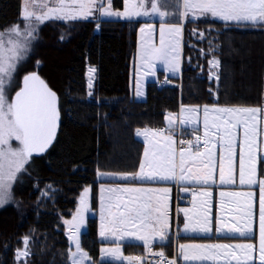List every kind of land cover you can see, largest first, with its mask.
Wrapping results in <instances>:
<instances>
[{"label": "trees", "instance_id": "trees-1", "mask_svg": "<svg viewBox=\"0 0 264 264\" xmlns=\"http://www.w3.org/2000/svg\"><path fill=\"white\" fill-rule=\"evenodd\" d=\"M122 6V0H112L113 9ZM20 11V0H0V30L15 22ZM140 23L90 18L52 21L39 28L11 92L25 74L36 71L58 96L60 123L47 152L31 157L29 172L15 189L18 208L0 211V264H14L26 236V264H69L61 220L71 216L83 186L95 191L100 182L124 183L121 176L138 170L144 144L135 137L137 129L164 127L180 104H264V27L207 16L183 24L180 77L159 84V74L158 81L147 83L145 100H135L132 69ZM214 58L217 69L210 64ZM87 65L96 70L91 88ZM103 173L121 176L103 179ZM81 245L94 264H113L100 262L95 218L88 219ZM123 246L126 255L143 253L140 245Z\"/></svg>", "mask_w": 264, "mask_h": 264}, {"label": "snow or ice", "instance_id": "snow-or-ice-1", "mask_svg": "<svg viewBox=\"0 0 264 264\" xmlns=\"http://www.w3.org/2000/svg\"><path fill=\"white\" fill-rule=\"evenodd\" d=\"M172 0H148L151 12L146 8L145 0H126V8L123 12L112 10V0H23L22 19L26 22L24 29L14 25L10 29L0 31V204L11 196V187L16 176L25 171V165L29 163L33 154L44 152L53 141L57 121L59 119L58 97L49 88L47 83L35 73L27 74L22 78V87L15 93L14 99L9 102L6 96V87L12 83L13 75L17 71L19 63L26 58L31 49V44L36 40L39 25L47 20H77L87 19L93 15V10L99 11L102 17H133L157 15L166 18L169 13L161 10ZM31 3L34 10L29 9ZM106 5V6H105ZM174 6L180 11L182 18L190 14L193 19L200 16H211L223 21L237 24L264 27V0H175ZM153 26L146 24L140 29L141 34H148V41L142 44L140 59L142 67L151 75H155V61L164 64L169 72H178L180 64L179 46L182 27H160V41L157 47L151 42ZM166 34L169 39H166ZM7 36V39L5 37ZM63 39V37H61ZM213 69L219 67V61H210ZM95 69H89V75ZM218 79V76L215 77ZM91 88V79L89 80ZM139 95V92H137ZM198 107L182 108L180 117L172 113L168 114V134L163 130L144 129L137 130L136 135L148 140L149 149L144 152V161L140 165V172L132 179L161 180L178 179L179 181H196L207 184L213 179V170L216 168V159L213 152L216 143L221 144L224 156L220 160L221 184H233L234 157L236 154V141L238 130L242 128V147L239 158V183L241 185H254L256 177V154L258 150V118L264 114V109L256 107H213L205 105L203 112L204 146L207 151L192 152L193 141H188V147L177 153L173 140L174 121L180 119L182 125L199 124ZM210 113L212 114L210 116ZM159 138V139H156ZM18 142L13 147L12 141ZM200 137H196L198 143ZM177 156L179 159L177 160ZM190 162L203 165V169L193 172ZM151 172L145 173V168ZM227 169V177L225 176ZM179 170V176H177ZM121 179H129L122 176ZM260 183L259 198V264H264V180ZM88 191L85 190L81 197V207L71 220L64 223L69 227L70 240L74 249H69L70 264H94L88 253L81 248L78 231L84 222L83 213L87 209ZM102 191H105L102 189ZM109 193H119L110 196L106 204H102L100 236L103 239H116L123 241L126 238H134L141 241L151 249V245L157 240L163 243L167 240L169 230V214L167 195L168 189H162L159 196H152V190L143 188H110ZM202 195H210L203 193ZM225 193H221L224 196ZM231 196L244 195L229 193ZM245 206L240 209V215L234 217L235 223H226L221 220L218 231L220 233L239 234L246 236L252 231V193H247ZM186 222L185 232L211 231L210 222L207 219V211L199 218L194 219L184 210ZM241 219L245 222L241 223ZM73 227L77 231H73ZM23 250H18L17 258L26 264L29 255V237L22 240ZM231 249V251H228ZM253 244L236 245H195L182 244L178 246V253L185 261L215 259L207 255L216 250V255L226 253L227 264H254ZM101 251L106 257L121 258V249L104 248ZM239 253V254H237ZM157 255L163 256V253ZM132 264H141V258H124ZM167 264H176L175 260L167 261Z\"/></svg>", "mask_w": 264, "mask_h": 264}, {"label": "crops", "instance_id": "crops-1", "mask_svg": "<svg viewBox=\"0 0 264 264\" xmlns=\"http://www.w3.org/2000/svg\"><path fill=\"white\" fill-rule=\"evenodd\" d=\"M126 3L122 0V9L119 11L125 10ZM171 3H175V0H172ZM147 10H151L150 4L148 0H145ZM161 10L167 11V8L162 4L160 5ZM177 14L171 19L168 20L166 18L142 16V18L135 19H126L121 18L120 20H140L141 23L138 26L136 32V48L134 52L133 58V69H132V92L133 97L137 101H143L146 98V85L150 81H158L159 74L162 75L164 80H169L170 78H179L181 73V63H182V39H183V24L186 20H196L202 16H198L193 19L192 16L190 18H182L180 16V11L182 9H177ZM211 19L221 21V22H230L223 21L219 18H213L210 15L207 16ZM234 23V22H230ZM146 24H150L153 26L154 31L151 35V42L159 46L160 41V27L162 25L167 26H180L182 27V32L180 34V46H179V56H180V64L178 72H169L164 64L160 61H155V75L149 74L143 67L142 61L140 59L141 47L142 44H145L148 41V34H141L140 29L144 28ZM170 37L166 34V39ZM139 92V95H137ZM188 104H180L178 111L174 114L177 117H180L182 108H191L186 106ZM196 106V105H194ZM205 105L200 106L203 108ZM209 108L213 107H221L219 105H207ZM236 107V106H231ZM212 114L210 113V116ZM203 113L201 112V117ZM165 123V126L159 129L152 130H163L165 131V135L168 134V117ZM143 129H137L143 131ZM149 129V128H148ZM137 130L135 131V137L141 140L144 144L141 163L144 161V152L146 149L150 148L148 140L142 136H137ZM174 132L173 140L176 142L174 147L176 148L177 153L181 151V149H186L188 144L182 146L178 145V136L182 134L181 137H186L189 140L194 142V146L192 148V152L195 153L197 151L205 152L207 148L204 146V128L203 122L193 125L191 123L182 125L180 123V119H176L174 121ZM199 136L200 140L197 143L196 137ZM159 139V138H156ZM221 144L216 143L215 148H213V152L215 154L216 159V168L213 170V179L209 181L207 184L198 183L196 181L188 182V181H179L178 179H168L161 180L159 178H155L152 180H141V179H132L131 177L136 176L140 172V166L138 170L134 174L123 175L128 176L129 179H123L124 183H116L122 186H127L129 188H143L152 190L151 194L155 198L160 195L162 189H168L167 195V203H168V214H169V230L167 233V240L163 243L158 241H154L151 245V249L144 245L143 242L135 240L130 241L128 243H133L142 246L143 253L141 255H126L124 252L121 254L120 259H107L100 260L103 263H113V264H129V261L124 258H141V264H158V262L154 261L152 258L159 259H167L175 260L176 264H227L228 256L226 253L216 255V250H212L207 253L209 256H214L215 259H205V260H195V261H185L181 255L178 253V246L182 244H195V245H236V244H253L255 241L252 239L251 235L248 236H240L239 234H229V233H220L218 231L221 220H224L226 223H235L234 217L240 215V210L237 211V208L233 201H235L234 197H230L229 193H234V191H238V189L249 188V186L245 185L234 186L232 184H221L219 176H220V153H221ZM179 157L177 156V160ZM194 173L198 171V169H203V165H200L198 162L196 164L190 165ZM145 173L151 172V169L145 168ZM206 172V169H203ZM258 172L256 171V180ZM177 176H179V170H177ZM226 176V173H225ZM237 181H239V172L236 175ZM238 185V184H236ZM203 193H210V195H202ZM221 193H225L224 196H221ZM184 210H187L189 215H192L194 219L199 218L205 211H207V219L210 222L211 231L208 233L202 232H185L184 231V223L186 222V217L184 215ZM245 222L244 219H241V223ZM251 234V232H250ZM155 245H161L159 247H154ZM167 245V246H166ZM228 251H231L229 249ZM158 253H163V256L157 255ZM239 254V253H237ZM148 257L150 261L148 262ZM257 248L254 250V264H257ZM132 264H136L133 259ZM232 264H236L235 260L232 261Z\"/></svg>", "mask_w": 264, "mask_h": 264}, {"label": "rangeland", "instance_id": "rangeland-1", "mask_svg": "<svg viewBox=\"0 0 264 264\" xmlns=\"http://www.w3.org/2000/svg\"><path fill=\"white\" fill-rule=\"evenodd\" d=\"M124 1L126 2V0H124ZM20 3H21V11H20V14H19L17 20L15 22L11 23L9 26L5 27L4 29L0 30V31L10 29L14 25H19L21 29L25 28L26 22L22 19V10H23V7H24L23 0H20ZM174 4L175 3H169V5L166 7L167 10H168V13H169V15L166 17V19H168V20H171L177 14L176 7L174 6ZM124 5H125V8H126V6H127L126 3H124ZM29 9L30 10H34L32 8L31 3L29 4ZM112 10L113 11L122 12V11H119V10H116V9H113V8H112ZM149 12H151V10H149ZM150 16L151 17H157V15H150ZM190 16H191V14L188 16V18H190ZM198 16H199V14H198ZM90 18H94V19H121L123 17H102V16H100L99 11L93 10V15L90 16L87 19H90ZM135 18H142V16L133 17V19H135ZM78 20H86V19L47 20L44 23L52 22V21L53 22H60V21L61 22H68V21L73 22V21H78ZM44 23L39 25V28L42 25H44ZM5 39H7V36L5 37ZM34 42H36V40L32 42L31 49L26 54V58L19 63V65L17 67V71L13 75L12 83L10 85H8L6 87V89H5L6 96H7V99L9 100V102H11V97L13 95L11 90H12L13 86L16 83L18 75L20 74L21 67L24 66V64L29 60V57H30V55L32 53V50H33ZM214 59L217 60L216 58H214ZM90 68H93V69H95V68L93 66L87 65V70H86L87 85H89V80L91 79V87H92L93 83L95 81V78H96V70H95L94 73L91 74V77H90V75H89V69ZM211 75L214 76V77L216 76L214 72ZM160 82H161V84L162 83L166 84V83H169L170 81L162 79ZM186 106L200 108L201 111L199 113V121H200V123L203 122V116L201 117V112H202L203 108H201L200 106H197V105L194 106V105H189V104L186 105ZM221 107H231V106H221ZM256 108L264 109V104L261 107H256ZM258 121H259L258 122V136H257L258 150H257V154H256V171L258 172L257 183L254 184V185L245 184V185L249 186V188H242V189H238V191H234V193H240V194H244V195L233 196L234 199H235V201H233V206L235 204V206L237 208V211H238L242 207L245 206V201L247 200L246 194L249 193V192L252 193V204H253V207H252V212H253V216H252V231H251V234L248 233L247 235L248 236L251 235L252 239H254V241H255L253 243V245L257 248V257H256L257 264H259V260H258V256H259V252H258V247H259V198H260V183H259V181L264 180V174H261L262 172L264 173V167H263V169H261V164L264 161V114H262V117L258 118ZM146 129H148V128H146ZM180 135L182 136V134H180ZM237 135H238V138H237V141H236V154H235V157H234V161H235V164H234L235 183H233L232 185L243 187L245 185H241L239 183V181H237V178H236L237 172H239V158H240V152H241V147H242V136H243L242 128L240 130H238V134ZM177 144L178 145H182V146L186 145V144L181 143V142L177 143ZM12 145H13V147L18 146V142L13 140L12 141ZM220 155H221V157H220V160H221V158L224 156L223 148H221ZM29 162H30V160H29ZM27 167H28V164L25 165V169H26L25 171H21L20 173L17 174L16 179L12 183L11 196L8 199H6L3 204H0V211L2 209L6 208V207H9V206L18 208L19 203H18L17 199L14 196V192H15V189L17 188V186L21 183L23 176H26L28 174L29 171H28ZM225 173H226V177H227V169H225ZM117 176L120 177L121 175L120 174H107V173H103V174L99 175V177L103 178V179L104 178L105 179H110V178L114 179V177H117ZM236 184H238V185H236ZM110 188L124 189V188H129V187L122 186V185L116 184V183L100 182V183L97 184V187H96V189L94 191L92 186L85 185V186L82 187V189H81V191H80V193H79V195H78V197L76 199L75 209L71 213V216L69 218H63L61 220L62 224L64 226V229H65L66 237L68 239L69 248H68L67 260H68L69 264H70V261H69V249L70 248L72 250H75V249H74V245H73L72 241L70 240L69 227H68V225H66L64 223V221L71 220L73 218V216L76 214L77 210L81 207L80 200H81V197L84 195L85 190H89V191H88V196L86 198L87 199V209L83 213L84 222L80 226V229H79V231L77 233L78 236H79L80 244H81V236L87 230V221H88L89 218H95L96 219L97 240L101 244L99 246V249H98V255H99V259L100 260L113 259L111 257H106L105 254L101 251V249H104V248L111 249V248H116L117 246H119V248L121 249V254H122L123 250H124V246L123 245L128 243V242H130V241H133V238H131V237L126 238L123 241H120V240H116V239H103L100 236L102 204H106L108 202V199H109L110 196L119 195V193L113 194V193H109V192L106 191L107 189H110ZM102 189L105 190V191H102ZM230 197H232V196H230ZM72 230L73 231H77V229L75 227H73ZM23 248H24V245L22 243L21 247H19L18 250H23ZM81 248H82V245H81ZM18 250L15 253L14 264H22V260L24 259V258H21V259L17 258ZM82 250L85 251L83 248H82ZM253 255H254V253H253ZM150 258L151 257L147 258L148 262L150 261ZM152 259L154 260V258H152ZM85 264H88V262L86 261Z\"/></svg>", "mask_w": 264, "mask_h": 264}, {"label": "water", "instance_id": "water-1", "mask_svg": "<svg viewBox=\"0 0 264 264\" xmlns=\"http://www.w3.org/2000/svg\"><path fill=\"white\" fill-rule=\"evenodd\" d=\"M31 73H35V74H37V75H39L36 71H33V72H30V73H28V74H31ZM25 75H27V74H25ZM24 75V76H25ZM23 76V77H24ZM22 77V78H23ZM22 78H21V80H20V85H19V87H18V89L13 93V95H12V97H11V101L14 99V96H15V93L17 92V91H19L20 90V88L22 87ZM41 78V77H40ZM42 79V78H41ZM50 88V87H49ZM51 89V88H50ZM58 97V96H57ZM58 111H59V109H58ZM59 123H60V114H59V119H58V121H57V129H58V126H59ZM57 129H56V132H57ZM56 135V134H55ZM55 138V137H54ZM53 141H54V139H53ZM53 141L51 142V144L53 143ZM51 144L48 146V148L44 151V152H42V153H38V154H33V156L32 157H36V156H41V155H44L46 152H47V150L49 149V147L51 146Z\"/></svg>", "mask_w": 264, "mask_h": 264}, {"label": "built area", "instance_id": "built-area-1", "mask_svg": "<svg viewBox=\"0 0 264 264\" xmlns=\"http://www.w3.org/2000/svg\"><path fill=\"white\" fill-rule=\"evenodd\" d=\"M161 84V82L159 83ZM164 84V83H162ZM188 141H190L188 138L186 137H181V135L178 136V143H184V144H188ZM154 261L158 262V264H167V259H159V258H154Z\"/></svg>", "mask_w": 264, "mask_h": 264}]
</instances>
